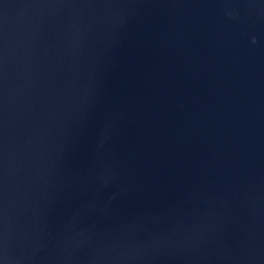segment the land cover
<instances>
[{"label": "water", "instance_id": "95a60500", "mask_svg": "<svg viewBox=\"0 0 264 264\" xmlns=\"http://www.w3.org/2000/svg\"><path fill=\"white\" fill-rule=\"evenodd\" d=\"M0 264H264V0H0Z\"/></svg>", "mask_w": 264, "mask_h": 264}]
</instances>
